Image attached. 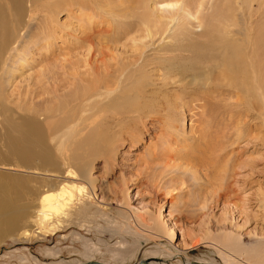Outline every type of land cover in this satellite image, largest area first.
Instances as JSON below:
<instances>
[{
  "label": "bare ground",
  "instance_id": "bare-ground-1",
  "mask_svg": "<svg viewBox=\"0 0 264 264\" xmlns=\"http://www.w3.org/2000/svg\"><path fill=\"white\" fill-rule=\"evenodd\" d=\"M252 2L233 0L226 5L222 0L223 6L216 5L200 17L204 0H0V69L5 56L11 62L16 58L22 66L51 58L57 36L63 41L70 35L79 48H86L82 64L63 62L60 71L49 69L43 74L53 91L68 89L70 79L80 83L69 102L59 104L48 116L56 117L53 126L48 124V141L56 155L76 163L79 170L72 175L68 169L64 177L91 185L89 169L94 158L107 162L121 145L137 148L148 136L150 160L161 158L165 168L175 169L161 180L163 184L175 187L186 172L195 176L199 169L205 173L214 169L226 183L216 190V199L238 198L251 205L255 200L230 195L227 185L238 184L242 171L255 173L253 168L259 164L244 160V149L240 151L237 144L247 140L264 148V32L254 35L248 23L233 22L235 18L224 14L229 8L239 14L243 4L249 9ZM61 11L78 23L75 33L53 24L52 15ZM194 26L201 30L194 33ZM34 52L39 58H32ZM189 61L195 62L191 65L202 72L201 77L187 79ZM27 125L21 134L39 148L44 159L47 152L40 129ZM261 156L264 160V151ZM174 159L179 163L173 165ZM65 186L49 185L42 196L46 212L60 215L64 210L70 200ZM9 188L13 187L0 182L3 207L8 205ZM256 211L264 222V191L256 199ZM9 214L18 219L21 211L11 208ZM168 236L170 242L177 238L173 227ZM234 238L229 237L237 244ZM221 250L223 262L237 264L230 253Z\"/></svg>",
  "mask_w": 264,
  "mask_h": 264
},
{
  "label": "rangeland",
  "instance_id": "rangeland-1",
  "mask_svg": "<svg viewBox=\"0 0 264 264\" xmlns=\"http://www.w3.org/2000/svg\"><path fill=\"white\" fill-rule=\"evenodd\" d=\"M217 1L222 3V0H204L200 17L222 5ZM227 4H233V0L228 3L226 0ZM246 8L243 4L239 14L232 8L225 10V14L224 9L222 12L225 16L230 14V19L235 18L231 19L233 22L242 21L245 26L248 23L250 33H263L264 0H253L252 7ZM52 19L56 27L70 34L78 29V23L64 11L53 14ZM192 23L195 25L196 21ZM192 30L197 33L201 28L194 26ZM78 45L70 35L63 41L57 36L51 58L22 66L16 58L11 62V57L5 56L0 69V182L14 188H9L7 194L9 206L0 205V264L86 263L110 258L122 260L121 264H137L145 259L165 264H226L219 252L221 248L237 264H253V261L264 264V222L256 211V199L264 191V160L260 159L264 148L253 142L246 140L234 146L244 149L240 150L243 159L247 158L244 160L259 162L253 168L255 173L242 171L237 177L242 182L227 185L230 195L237 193L242 199L255 200L251 205L243 204L238 198L216 199L215 194L226 183L214 169L209 173L199 169L195 176L186 172L175 187L169 182L163 184L175 169L165 168L161 158L157 162L150 160L148 153L152 149L146 151L148 136L137 148L121 145L107 162L102 157L94 158L89 169L91 185L64 177L68 169L72 175L79 170L76 163L56 155L53 143L48 141L51 134L48 124L53 126L56 117L48 116L56 106L69 102V97L79 91L80 83L70 79L68 89L53 91L43 74L49 69L60 71L63 62L82 64L87 56L86 48ZM39 55L34 52L32 58ZM191 64L195 62L186 64L187 79L201 77L202 72ZM25 124L40 129L47 152L44 159L39 148L22 136ZM177 163L175 159L172 161L173 165ZM54 184H65L69 190L70 200L60 215L42 208L47 203L42 196ZM55 190L51 188L54 193ZM11 208L21 211L18 219L9 216ZM170 227L177 236L171 242ZM230 236H235L238 243L234 244ZM128 245L137 247L135 255ZM53 248H60L55 257L53 254L57 252ZM126 255L129 256L125 259ZM153 256L156 258L151 259ZM114 261L111 263L115 264Z\"/></svg>",
  "mask_w": 264,
  "mask_h": 264
},
{
  "label": "crops",
  "instance_id": "crops-1",
  "mask_svg": "<svg viewBox=\"0 0 264 264\" xmlns=\"http://www.w3.org/2000/svg\"><path fill=\"white\" fill-rule=\"evenodd\" d=\"M128 248H133V250H134L133 254L135 255V252L137 251V249H136L137 247L135 248V247H132V246L128 245ZM52 250L57 252V253L53 254L54 257L57 256V255L59 254V252H60V248H53ZM117 250L120 251L121 249H117ZM46 251H47V249H46ZM46 253H47V252H46ZM128 256H129V255H126L125 259H126ZM132 256H133V255H132ZM111 261H114V260H112V259L110 258L109 260L102 261V262H104V263H106V264H112ZM114 262H115V264H116V262H118L117 264H121V263H122V262L119 261V260L114 261ZM113 264H114V263H113Z\"/></svg>",
  "mask_w": 264,
  "mask_h": 264
},
{
  "label": "water",
  "instance_id": "water-1",
  "mask_svg": "<svg viewBox=\"0 0 264 264\" xmlns=\"http://www.w3.org/2000/svg\"><path fill=\"white\" fill-rule=\"evenodd\" d=\"M142 262H143V264H149V262L147 260H143ZM86 264H105V263L93 261V262H88Z\"/></svg>",
  "mask_w": 264,
  "mask_h": 264
}]
</instances>
